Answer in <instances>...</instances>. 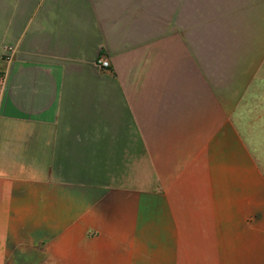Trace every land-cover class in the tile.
Masks as SVG:
<instances>
[{
	"label": "crops",
	"instance_id": "obj_1",
	"mask_svg": "<svg viewBox=\"0 0 264 264\" xmlns=\"http://www.w3.org/2000/svg\"><path fill=\"white\" fill-rule=\"evenodd\" d=\"M185 5L0 0V264H264V168L233 89L195 54L204 106L170 58Z\"/></svg>",
	"mask_w": 264,
	"mask_h": 264
},
{
	"label": "rangeland",
	"instance_id": "obj_2",
	"mask_svg": "<svg viewBox=\"0 0 264 264\" xmlns=\"http://www.w3.org/2000/svg\"><path fill=\"white\" fill-rule=\"evenodd\" d=\"M169 29L173 36L179 31L185 41L184 45L182 41L171 42V52L176 47L179 53H170V58L173 61L178 57L179 62L185 55L187 91L194 93L196 89L198 93L202 86L203 105H210L211 96H204L206 84L201 85L198 75L189 73L196 54L209 86L215 84L223 91L233 89V94L222 93L221 98L226 110L237 108L235 122L264 168V0H186L180 14L172 16ZM166 65L160 61L154 67L149 62L140 77L154 76L157 71L161 74ZM174 90L172 87V93Z\"/></svg>",
	"mask_w": 264,
	"mask_h": 264
},
{
	"label": "built area",
	"instance_id": "obj_3",
	"mask_svg": "<svg viewBox=\"0 0 264 264\" xmlns=\"http://www.w3.org/2000/svg\"><path fill=\"white\" fill-rule=\"evenodd\" d=\"M100 64L104 68H108L110 66V63L108 61H101Z\"/></svg>",
	"mask_w": 264,
	"mask_h": 264
}]
</instances>
